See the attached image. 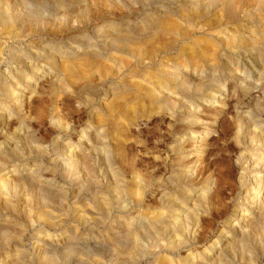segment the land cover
<instances>
[{"label":"rangeland","instance_id":"1","mask_svg":"<svg viewBox=\"0 0 264 264\" xmlns=\"http://www.w3.org/2000/svg\"><path fill=\"white\" fill-rule=\"evenodd\" d=\"M0 1V264H264V0Z\"/></svg>","mask_w":264,"mask_h":264},{"label":"bare ground","instance_id":"2","mask_svg":"<svg viewBox=\"0 0 264 264\" xmlns=\"http://www.w3.org/2000/svg\"><path fill=\"white\" fill-rule=\"evenodd\" d=\"M19 1L24 2V3H27L28 0H19ZM34 1H35V2H38L37 0H34ZM0 2H1V1H0ZM3 2H4V1H3ZM2 4H3V3H2ZM0 5H1V4H0ZM3 13H4V12H3ZM0 14H1V13H0ZM3 15H4V14H3ZM3 15H2V16H3ZM3 17H4V16H3ZM164 24H165V23H164ZM174 25H175V24H174ZM176 25H178V24H176ZM171 26H172V24H171ZM165 28H166V27H165ZM169 28H170V27H169ZM173 28H174V27H173ZM175 28H176V27H175ZM175 28H174V29H175ZM179 29H180V28H179ZM169 31H170V30H169ZM172 31H173V30H172ZM174 31H175V30H174ZM183 32H184V31H183ZM175 33H176V32H175ZM172 35H173V34H172ZM223 37H224V36H223ZM119 39H121V38H119ZM119 39H118V40H119ZM122 39H123V38H122ZM246 40H247V39H244V38H243V39L239 40V42H240V44H241V43L243 44V42H246ZM123 41H124V39H123ZM127 41H128V40H127ZM121 42H122V41H121ZM121 42H120V45H123V44H121ZM125 42H126V41H125ZM125 42H123V43H125ZM256 42H257V41H256ZM126 44H127V43H126ZM126 44H125V45H126ZM242 44H241V45H242ZM244 44H245V43H244ZM254 44H255V43H254ZM113 46H115V44H113ZM115 47H116V46H115ZM120 47H121V46H120ZM116 48H117V47H116ZM116 48H114V49L117 50ZM138 50H139V49H138ZM129 51H130V49H129ZM134 51H135V50H134ZM142 51H143V50H142ZM258 51H259V50H258ZM122 53H123V52H122ZM218 53H219V52H218ZM137 54H138V53H137ZM140 54H141V52H140ZM184 55H185V54H184ZM134 56H135V54H133V57H134ZM260 56H261V55H260ZM135 57L138 58V60L141 59L138 55H136ZM135 57H134V58H135ZM118 60H119V59H118ZM120 60H121V59H120ZM150 61H151V60H150ZM205 61H206V60H205ZM124 62H125V61H124ZM187 63H189V62H187ZM190 63H191V62H190ZM199 67H200V66H199ZM194 70H195L194 74H197L198 71H199V68H195ZM166 74H167V73H166ZM138 75H139V74H138ZM169 76H170V75H169ZM174 76H175V75H174ZM177 76H178L179 79L181 80V81L179 80V81L181 82V84H185V83H187L188 80H187L186 77L179 76L178 73H177ZM148 77H149V76H148ZM170 77H173V76H170ZM150 78H151V77H150ZM166 78H167V77H166ZM173 78H174V77H173ZM176 79H177V78H175V80H173V81H175V83H176ZM151 80H152V79H151ZM166 81H167V79H166ZM204 81H205V80H204V78L202 77V78H201V82H204ZM207 81H208V80H207ZM207 83H208V82H207ZM176 84H177V83H176ZM167 85H168V84H167ZM186 85H187V84H186ZM204 85H206V84H204ZM208 85H209V84H208ZM181 86H182V85H181ZM163 87H164V86H163ZM175 87H176V86H175ZM151 88H152V87H151ZM168 89H169V88H168ZM173 89H174V88H173ZM151 91H152V90H151ZM174 91H175V90H174ZM174 91H172V89H171V92L167 94V97H168V98H165V100H164V101H168V105H169V106H170V105H172V106H175V105H176V102H175L176 100H174L175 98H174V96H173V95L175 94L176 91H175V92H174ZM145 92H146V91H145ZM217 95H218V96H217ZM217 95L215 96V100H217V99L219 100V99H220V103H221V105H222V104L224 103V101H223V100H224V97H223L222 95H224V94L219 93V94H217ZM161 97H163V96H161ZM154 98H155V97H154ZM225 101H226V99H225ZM166 104H167V103H166ZM216 106H217V108H218V107H220V104H218V105H216ZM222 106H223V105H222ZM171 108H172V107H171ZM189 110H190V111H188V112L186 111V112H187V113H186V114H187V119L189 118V117H188L189 115L193 114V112L195 111V108H194V107H191V108H189ZM173 112H174V111H173ZM184 114H185V113H184ZM201 120H202V119H201ZM188 121H189V120H188ZM190 123H191V121H190ZM208 123H209V122H208ZM207 130H208V129H207ZM204 139H205V138H204ZM245 169H246V167H245ZM246 170H247V169H246ZM247 171H248V170H247ZM249 173H250V172H249ZM249 173H248V174H249ZM243 175H244V173H242V176H243ZM244 176H245V175H244ZM244 176H243V177H244ZM249 176H250V175H249ZM252 176H253V175H252ZM247 178H249V177H247ZM242 179H244V178H242ZM242 179H241V180H242ZM251 179H252V178H251ZM253 179H254V178H253ZM247 181H248V180H247ZM242 182H243V181H242ZM130 183H131V182H130ZM140 183H141V182H140ZM141 184H142V183H141ZM244 184H245V183H244ZM128 185H129V184H128ZM138 185H140V184H138ZM252 185H253V184H252ZM262 185H263V184H262ZM131 186H132V185H131ZM207 188H208V187H207ZM131 190H132V189H131ZM136 191H137V190H136ZM133 192H134V191H133ZM139 192H140V191H139ZM139 192H138V193H139ZM135 194H136V193H135ZM259 194H260V193H259ZM246 196H247V195H246ZM253 196H254V195H253ZM259 196H260V195H259ZM136 197H137V196H136ZM248 197H250V196H248ZM255 198H256V197H255ZM252 199H253V198H252ZM254 200H255V199H254ZM250 201H251V200H250ZM252 202H253V201H252ZM199 203H200V202H199ZM190 211H191V210H190ZM246 212H247V211H246ZM162 213H163V212H162ZM196 213H197V212H196ZM142 214H143V213H142ZM243 214H244V213H243ZM244 215H246V214H244ZM244 215H242V216H244ZM159 217H160V216H159ZM244 217H245V216H244ZM153 219H154V218H153ZM153 219H152V221H153ZM156 220H157V217H156ZM156 220H155V221H156ZM163 220H164V218H163ZM163 220H162V221H163ZM149 221H150V220H149ZM152 221H151V222H152ZM155 221H154V224H155ZM157 222H158V221H157ZM163 222H165V221H163ZM146 223H147V222H146ZM166 223H168V222H166ZM166 223H165V224H166ZM247 223H248V222H247ZM147 224H148V223H147ZM147 224H146V225H147ZM149 224H150V223H149ZM149 224H148V225H149ZM151 224H152V223H151ZM156 224H157V223H156ZM171 224H172V223H171ZM171 224H169V226H170ZM157 225H159V224H157ZM161 225H163V226H160V227H161V228L159 227L160 229H159V228H158V229H157V228H154L155 226H151V225H149V226H151L150 229H149V226H148L147 229L154 231V233H156V237H157V239H158V242L162 244V241H163V235L165 236V235H168V234L171 233V229H170L171 226L168 228V227H167L168 224L164 225V224L162 223ZM255 226H256V225H255ZM172 227H173V231H174V226L172 225ZM138 228H139V227H138ZM242 228H243V227H242ZM176 229H177V228H176ZM176 229H175V230H176ZM180 229H182V228H180ZM142 230H143V229H142ZM149 230H148V231H149ZM157 230H158V232H157ZM159 230H160V231H159ZM143 231H144V230H143ZM150 232H151V231H150ZM137 233H138V232H137ZM145 233H146V232H145ZM145 233H144V234H145ZM154 233H153V234H154ZM150 235H151V234H150ZM154 236H155V235H153V237H154ZM137 237H138V235H137ZM165 237H166V236H165ZM178 238H179V237H178ZM154 239H155V238H154ZM85 240H86V239H85ZM134 240H135V239H134ZM140 240H141V239H140ZM148 241H149V240H148ZM156 241H157V240H156ZM137 242H139V241H137ZM140 242H141V241H140ZM158 242H157V243H158ZM142 244H143V243H142ZM155 244H156V243H155ZM161 244H160V245H161ZM180 244H181V243H180ZM158 245H159V244H158ZM160 245H159V246H160ZM140 246H141V244H140ZM161 246H162V245H161ZM163 246H165V245H163ZM163 246H162V247H163ZM156 247H157V245H156ZM160 248H161V247H160ZM174 248H175V247H174ZM158 249H159V248H158ZM165 258H166V257H165ZM168 258H169V257H168ZM168 258H167V259H168ZM163 260H164V259H163ZM165 260H166V259H165ZM167 263H168V262H167Z\"/></svg>","mask_w":264,"mask_h":264}]
</instances>
